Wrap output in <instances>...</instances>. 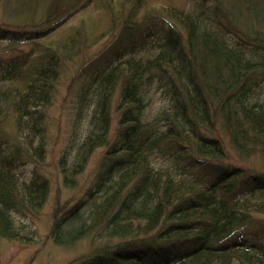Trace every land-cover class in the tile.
Wrapping results in <instances>:
<instances>
[{"label":"trees","instance_id":"1","mask_svg":"<svg viewBox=\"0 0 264 264\" xmlns=\"http://www.w3.org/2000/svg\"><path fill=\"white\" fill-rule=\"evenodd\" d=\"M145 1L0 0V115L11 109L30 143L41 140L63 63L121 22L118 45L80 82L75 117L87 129L72 163L61 158L64 184L107 149L85 198L55 214L51 237L64 247L104 239L81 264H264V171L245 164L264 158V0H189L140 15ZM94 3L109 17L99 34L90 22L89 37L82 17ZM29 44L38 49H17ZM8 149L0 237L17 240L13 215L34 214L48 192L45 178L24 181L18 168L45 148L16 139Z\"/></svg>","mask_w":264,"mask_h":264},{"label":"rangeland","instance_id":"2","mask_svg":"<svg viewBox=\"0 0 264 264\" xmlns=\"http://www.w3.org/2000/svg\"><path fill=\"white\" fill-rule=\"evenodd\" d=\"M101 6L94 3L82 17L89 26V31L88 27L86 28L89 37L96 36L95 32H92L90 22L96 25L98 34L107 27L109 13L106 12L105 7L101 9ZM162 6L182 9L190 7L191 2L189 0H146L141 8L142 13L140 11L139 14L142 15L149 7L156 9ZM120 33L121 22H118L114 24L109 34L63 63L57 84V95L51 105L41 108L44 114V132L41 140L38 138L34 143H30L27 138L25 139L24 134L20 135L17 132L15 113L9 108L1 112L0 150H9L12 141L16 144V139L26 145H32V148L36 150L39 142L42 141L44 151L37 154L34 161H27L19 167L18 173L24 181H30L35 175L45 178L48 182V192L42 207L34 214L15 213L13 215L20 237L17 240L0 237V264H81L99 244L104 242L101 237L90 236L72 246H59L51 237V228L58 211L64 212L85 198L87 190L100 170L107 149L105 147L97 149L92 154L85 170L78 176L77 183L68 187L63 182L60 161L64 157L66 165L72 163L76 147L87 129L86 122L81 120L77 122L75 117L80 82L83 83L89 78L87 76L89 65L94 66L95 69L98 57L107 58L113 45L115 44V47L118 45ZM17 49L33 52L38 47L36 44H29L17 46ZM79 73L82 74L79 75ZM114 104L115 102L113 107ZM114 126L115 122H113L111 136L114 134ZM227 150L236 161L237 156L232 148L227 146ZM245 164L264 171V158L252 157L246 160Z\"/></svg>","mask_w":264,"mask_h":264}]
</instances>
